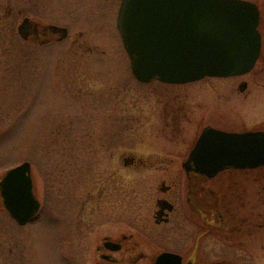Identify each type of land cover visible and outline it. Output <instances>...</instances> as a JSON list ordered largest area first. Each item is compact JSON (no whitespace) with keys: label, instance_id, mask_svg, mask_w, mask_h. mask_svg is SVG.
<instances>
[{"label":"flooded vegetation","instance_id":"1","mask_svg":"<svg viewBox=\"0 0 264 264\" xmlns=\"http://www.w3.org/2000/svg\"><path fill=\"white\" fill-rule=\"evenodd\" d=\"M247 1L254 3L259 12L258 57L253 67L246 73L226 78H209L216 81L226 79L233 81L232 90L238 93L235 96L240 100L237 102L234 97L231 99L232 126L207 123L201 127L200 131L194 132V140L179 138L187 135L186 129L177 131L172 129L180 128L179 123L182 122L183 114L188 109L186 104L193 103V99L189 93L183 98L184 94L180 95L177 91L167 90L166 97L169 98L165 103L166 108L157 109L153 114L159 113V117H162L165 123V125L160 124L164 126L162 131L170 134L171 142L168 140L165 142L173 145L176 141L175 137L181 139L180 141L186 140L185 149L181 152L175 149L166 150L165 146H161L154 140L152 147L149 145L153 152L149 151L150 153L146 155L131 154L127 158V164H129L127 166L133 169L125 168L123 138L107 135L105 128H108V121H96V124H100L104 129V132L96 136L88 130L84 132V136L76 129L64 133L61 130L58 131L51 141H45L42 145V151L47 152H44V155L52 152L54 168L48 169V173L45 169L42 170L40 185H38L41 193L36 195L39 202L37 215L31 221L21 225L6 209L17 227L15 232L9 229L3 243H0V250L4 247V258L0 257V264H29L28 255L32 259L30 264H34L35 261L37 263L38 254L35 253V245H33L35 240L33 229L42 220L51 221L56 232L61 236V241L68 244L73 252H76L73 244L75 239L82 236L88 240L96 235V238L101 237L100 242L95 241L96 244H94L97 245L95 248L97 257L94 264H138L142 257L141 252H137L140 245L137 242L134 244L131 242L134 235L127 236L123 232L126 213L124 176L127 173L137 179L132 185L133 189L143 190L142 193H145H138L137 198L132 200L129 211L133 215L130 219L138 224L146 220V223L153 222L156 227L166 228L160 238L168 242L169 248L161 250L155 257L168 252L181 256L182 264H199V256L203 253V240L212 235L218 241L220 239L219 233L214 234L209 226L210 232L205 235L207 230L205 223L215 224L216 227L212 229L224 231L227 228L222 226L224 224L221 222L224 220L223 215L220 214L222 208H214L210 211L206 205L205 200L209 198L214 199V204L219 202V197L215 196L217 192L206 186V182L211 180L208 181L204 175L197 173L192 165L188 169L185 164L206 128L211 127L229 133L264 132V0ZM118 2H120L118 5L120 10L122 0ZM113 3L114 0H0V22H5L3 26L7 30L6 37L9 38L5 43L10 47H13V41L15 47L20 45L23 55L28 60L33 59V51L36 48L40 50L67 45L74 56L70 63L73 64L77 59L76 63L84 64V60L87 59L85 55L93 50L92 33L94 30H104L103 24L107 23ZM17 5L20 7L17 8ZM20 27H22L21 30ZM15 34L20 37L19 41L12 39V35ZM134 78L136 79L135 76ZM204 80L206 78L188 84H167L154 80L145 84L159 82L164 86H184ZM104 88L108 89L104 90ZM104 88L100 92L91 88L89 95L95 96L104 104V97L108 95L107 91L117 92L116 95H110V101L107 103L115 111L125 108L126 95L122 82L116 81L111 84L107 82ZM206 88L196 92V103L198 99H200L199 103L204 102L202 98L207 91L209 96L215 95L213 93L218 94L220 91L217 85L210 89L208 86ZM227 173L244 176L256 173L254 175L264 176V166L256 169L230 168L222 171L218 176ZM33 181L35 188L34 178ZM146 189L147 192H145ZM241 192L237 187L232 189V203L237 209L243 208L239 202L241 196L237 195ZM245 198V202L251 200V197L247 195ZM50 200H52L53 209L48 210ZM147 200L155 202L152 217L151 215L149 217V212L144 205ZM236 217L240 219V223H236ZM232 218L230 225L237 231L235 230L229 243L232 249L231 258L217 259L211 264H264V242L260 244V246L263 245L260 249H254L249 242L248 244L244 241L241 242L242 244L238 242L237 237L247 235L240 232L243 230L241 225L248 223V216L244 213L243 216L237 214ZM256 236L259 237L257 234ZM75 259L80 261L79 257ZM155 260L156 258L151 263L154 264Z\"/></svg>","mask_w":264,"mask_h":264},{"label":"rangeland","instance_id":"2","mask_svg":"<svg viewBox=\"0 0 264 264\" xmlns=\"http://www.w3.org/2000/svg\"><path fill=\"white\" fill-rule=\"evenodd\" d=\"M118 1L114 0L110 7L107 23L103 24L104 30L93 31V50L85 55L87 59L81 65L76 63L77 59L73 64L70 63L74 56L67 45L40 50L36 48L33 51V59L28 60L23 55L20 45L17 44L19 47H15L14 41L13 47L6 45L5 41L9 38L6 37L7 30L3 26L5 22L3 20L0 22V181L10 169L24 162H30L36 184L35 193L40 194L41 189L40 187L38 189V185H40L42 170L45 169L48 173V169L54 168L52 152L44 155L45 151H42L43 142L51 141L60 130L64 133L76 129L83 136L88 130L93 136L99 135L102 131L104 132V129L100 124H96L97 120L109 122L108 128H105L109 137L123 138L126 169H133L127 166L129 165L127 158L131 154L146 155L153 152L149 145L152 147L154 140L161 146H165L166 150L175 149L181 152L185 149L186 140H194V132L200 131L201 127L207 123L232 126L231 99L234 97L237 102L240 99L236 97L238 93L232 90L231 79L216 81L206 78L199 83L184 86H164L159 82L143 84L134 78L130 58L117 27L120 3ZM12 39L19 41L20 37L15 34L12 35ZM106 79L108 81H104ZM116 81L122 82L125 88L126 104L122 110H112L107 103L110 101V95H116L117 92L107 91L108 95L104 97V104L95 96L89 95L91 88L100 92L105 83L111 84ZM215 85L220 87L218 94L213 93L215 95L209 96L207 91L202 98L203 103H199L200 99L197 103L195 102L196 92L206 86L210 89ZM105 88L104 90L108 89ZM167 90L177 91L180 95L184 94L183 98L189 93L193 99L191 104H186L184 100V104L188 106V113L186 111L183 114L182 122L179 123L180 128L172 129L175 131L186 129L187 135L179 137L186 140L180 141L181 139L175 137L176 141L173 145L165 142L167 140L171 142V138L168 132L162 131L164 126L160 124L165 125L163 118L159 117V113H157L158 117L156 113L153 114L157 109L166 108L165 103L169 98L166 97ZM254 174L244 176L227 173L206 182V186L214 189L217 192L215 196L219 197V202L216 204L212 198L207 200L208 204L205 200L206 205L210 206V211L214 208H222L220 214L223 215L224 220L221 222L227 230L212 229L216 227L215 224H203L205 227L209 226L214 234L219 233L220 239L218 241L212 235L203 240V253L199 256V264H211L217 259L231 258L232 249L229 243L236 229L231 227L230 222L237 214L243 216L245 213L249 219L248 223L241 225L243 230L240 233H247V235L237 237L239 244L244 241L247 244L251 243L254 249L263 247L260 244L264 242V176ZM124 179L126 213L123 232L127 236L134 235L131 242L133 244L137 242L140 245L137 252H141L142 257L138 264H152V260L161 250L169 248L168 242L160 238L166 228L156 227L153 222L146 223V220L138 224L130 219L133 215L129 211L132 200L137 198L138 193H145H142L143 190L133 189L132 185L137 180L135 176L127 173ZM233 186L242 191L237 193L241 196L239 202L243 206L242 209H237L232 203ZM245 195L251 197V200L245 202ZM144 205L149 212V217L150 215L152 217L155 202L147 200ZM47 207L48 210L53 209L52 200ZM210 217H212L211 214ZM216 218L218 220V216ZM238 219L236 223H240ZM16 227L17 224L1 204V244L5 235L11 229L15 232ZM33 232L35 234L33 245H35V253L38 254L37 263L35 261L34 264H94L96 260L97 245L94 244H96L95 241L100 242L101 238H96L97 235L90 240L85 236L75 239L73 244L77 254L71 251L68 244L61 241V236L50 220L40 221L34 226ZM3 250L4 247L0 250L2 259L4 258ZM28 256L30 264L32 259L30 255ZM76 257H79V262L76 261Z\"/></svg>","mask_w":264,"mask_h":264},{"label":"water","instance_id":"3","mask_svg":"<svg viewBox=\"0 0 264 264\" xmlns=\"http://www.w3.org/2000/svg\"><path fill=\"white\" fill-rule=\"evenodd\" d=\"M258 19L257 6L245 0H123L118 27L138 80L184 84L248 72L260 50ZM191 165L208 180L264 166V132L206 128L185 167ZM1 204L21 225L36 216L30 162L3 176ZM155 264H182V257L162 253Z\"/></svg>","mask_w":264,"mask_h":264},{"label":"bare ground","instance_id":"4","mask_svg":"<svg viewBox=\"0 0 264 264\" xmlns=\"http://www.w3.org/2000/svg\"><path fill=\"white\" fill-rule=\"evenodd\" d=\"M34 183V181H33ZM208 208H210V206H208ZM210 232V229L207 227V231L205 232V235H208V233Z\"/></svg>","mask_w":264,"mask_h":264}]
</instances>
